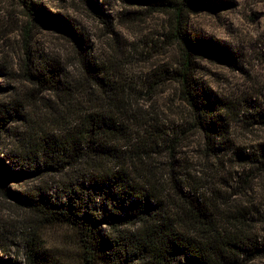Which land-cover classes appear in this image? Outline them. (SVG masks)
Returning <instances> with one entry per match:
<instances>
[{
    "label": "rangeland",
    "instance_id": "obj_1",
    "mask_svg": "<svg viewBox=\"0 0 264 264\" xmlns=\"http://www.w3.org/2000/svg\"><path fill=\"white\" fill-rule=\"evenodd\" d=\"M199 1L207 6L189 13V30L225 56L197 58L194 74L202 97L224 103L223 109L210 110L219 115L217 135L199 125L179 97L177 83L167 79L179 55L165 41L166 14L147 12L142 0H39L49 13L85 34L107 81L118 88L94 96L99 94L103 113L128 133L115 143L120 158L131 163L130 157L143 154L138 170L162 189L165 201H178L173 192L177 181L184 194L198 197L208 208L223 235L244 240L250 248L262 247L264 0ZM50 59L76 73L71 34L32 21L14 0H0V162L8 172H18L0 180V264H29V248L39 249L46 264H81L75 230L45 223L43 214L2 193L7 188L25 198L43 191L46 199L63 200L64 182L74 170L80 172L53 164L56 168L22 174L28 169L11 161L39 162V169L44 160L50 164L41 152L44 141L63 139L71 126L69 113L89 106L86 99L71 104L39 93L26 79L27 70ZM235 252L233 264H264V254L249 258L239 247Z\"/></svg>",
    "mask_w": 264,
    "mask_h": 264
},
{
    "label": "trees",
    "instance_id": "obj_2",
    "mask_svg": "<svg viewBox=\"0 0 264 264\" xmlns=\"http://www.w3.org/2000/svg\"><path fill=\"white\" fill-rule=\"evenodd\" d=\"M14 1L32 21L61 26L69 32L77 56L74 74H70L60 61L50 59L27 70L26 79L39 93L49 92L71 104L86 99L89 106H76L69 113L71 126L65 130L63 139L50 137L44 141L41 152L51 165L44 160L45 167L39 169V162L11 160L16 166L28 169L20 170L22 174L54 165L80 170H74L72 179L64 182L63 200L46 199L43 191L25 198L7 188L2 193L43 214L45 223L75 230L82 253L81 264H233L237 262L232 257L236 247L249 258L264 254V246L250 248L244 240L223 235L222 225L211 216L208 208L198 197L184 194L177 181L173 184V192L178 201H165L162 189L138 170L144 162L143 154L130 157L131 163L120 158L115 143L127 138L128 133L109 113H103L99 94L94 96L97 91L108 94L115 93L118 88L107 81V72L91 54L92 46L85 34L69 21L49 13L39 0ZM142 2L147 4V12H162L168 18L165 41L177 48L179 56L167 79L177 83L179 97L199 125L217 135L219 115H210V110L223 109L224 103L202 97L194 74L197 58L224 60L225 56L221 48L197 39L188 24L189 13L207 5L199 0ZM261 122L264 124V117ZM261 154L259 162L264 168V150ZM6 168L8 165L0 162V180L18 173L8 172ZM104 226L112 232H104ZM124 226L132 229L124 230ZM239 240L247 249L237 245ZM27 257L29 264L48 261L37 248H29Z\"/></svg>",
    "mask_w": 264,
    "mask_h": 264
}]
</instances>
